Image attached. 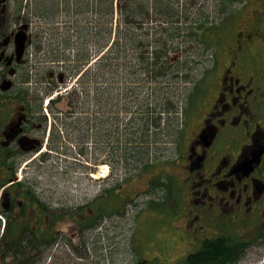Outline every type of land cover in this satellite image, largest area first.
Wrapping results in <instances>:
<instances>
[{
    "label": "flooded vegetation",
    "instance_id": "flooded-vegetation-1",
    "mask_svg": "<svg viewBox=\"0 0 264 264\" xmlns=\"http://www.w3.org/2000/svg\"><path fill=\"white\" fill-rule=\"evenodd\" d=\"M26 2L0 0V264H37L43 259L64 264L69 250L79 259L90 252V234L107 233L105 221L116 210L106 212L103 204L112 193L104 190L67 207L51 192L37 189L36 157L44 149L65 157L74 153L90 166L87 176L97 179L99 143L111 137L100 135L103 123L95 97L92 105V97L84 94L43 100L69 79L57 57L46 54L44 44L48 53L49 43L40 40L43 32H38ZM235 12L234 28L222 36V48L211 60L210 95L195 110L176 156L163 162L173 173L162 172L161 187L155 176L146 181L145 189L161 190L151 208L158 220L161 216L158 226L164 227V236L156 237L154 246L142 245L140 264H163L159 260L169 256L163 247L177 239L187 244L179 261L217 239L235 244L238 253L264 240V0H243ZM60 101L68 109L59 110ZM113 109L110 105L109 111ZM111 124L115 126L114 120ZM111 150L114 143L102 160L112 168L104 180L108 183L114 178ZM46 157L40 156L43 161ZM140 195H133L130 208L137 207ZM101 242L92 244L98 258ZM105 242L110 254L113 247L109 239Z\"/></svg>",
    "mask_w": 264,
    "mask_h": 264
},
{
    "label": "rangeland",
    "instance_id": "rangeland-1",
    "mask_svg": "<svg viewBox=\"0 0 264 264\" xmlns=\"http://www.w3.org/2000/svg\"><path fill=\"white\" fill-rule=\"evenodd\" d=\"M138 1H141L150 15L139 17L140 21L133 19L132 22H135L133 24H126L121 21V15L117 13L111 23L110 21L103 23L105 28L111 27L109 36L100 40L101 43L106 44L107 48L105 47L104 51L103 48L99 50L97 47L99 40L96 39L98 23L94 20L100 17L87 14L68 16L60 0L28 1L29 14L36 19L38 32L40 34L43 32L40 40L47 38L44 42L49 43L48 53L44 44L46 54L57 57L56 61L70 63L73 69L81 62V60L75 62L73 51L75 53L79 51L80 54H77L79 58L81 54H88L90 65L85 66L82 86L85 83L88 89L94 87L98 89L92 93V96L100 102L98 111L100 121L103 123L100 125V135L102 133L110 135L112 139L110 142L104 140L103 143H99L98 152L101 162L98 172H94L97 179L87 176L86 169L90 166L74 153L65 157L56 154V151L49 152L44 149L36 157L34 166L36 176L33 175L38 182L37 189L49 191L54 199L61 200L67 207H73L83 203L86 198L102 193L113 184L115 186L122 184L120 191L116 192L119 189L116 186L111 200L103 204L106 212L117 210L111 215V219L105 221L107 233L101 235L97 231L98 234H90L86 238L90 252L87 251L85 257L79 259L77 254L69 250L67 254L70 259L64 264H140L139 257L144 251L142 245L154 246L157 242L156 237L160 240L159 237L164 236L162 233L164 227L158 226L162 223L161 216L158 220L157 212L152 210L151 203L146 204L149 198L159 200L161 190L159 187L145 189L146 181L149 176L155 178L158 175L163 176L164 171L173 173L165 163L159 164V161L173 159L176 156V150L180 148L184 137L189 133L195 110L202 100L205 101L210 95L214 86V77L212 78L208 73L211 60L215 50L222 48V36L224 39L227 31L234 28L232 21L237 18L235 10L240 0H167L165 8L162 7L168 12L167 17L155 13L157 8L156 6L153 8V0ZM56 7L58 10H55ZM74 20L78 21L79 30H83L86 35L73 33L72 30L76 28L68 29L70 22ZM106 32L108 31L104 33ZM133 33L138 35L137 38L131 39ZM103 36L105 37V34ZM155 40H158V43H155ZM117 45H120V48H116ZM158 48L166 49V57L173 59H170L166 65L168 72L165 70L160 77L152 78L146 74L148 60L145 52ZM104 55L109 56V59L101 61ZM104 61L110 63L109 70L103 64ZM99 65L103 67L105 75L92 78ZM41 71L45 76L46 69ZM77 75L67 76L69 79L67 84L53 91L43 100L51 101L52 97L53 99L59 96L66 97L67 93L78 89L80 80ZM36 77L38 79V76ZM100 89H104V93H101ZM160 93L165 94L164 98L159 96ZM165 99L167 104H164ZM90 104H93V100ZM110 105L114 106L111 114ZM56 106L59 110L67 108L61 101L56 103ZM167 109L171 110L170 114L164 112ZM158 114L161 116V128L165 129L159 136L156 134H160V130L155 129ZM150 115L152 117L148 119ZM112 120L115 126L111 124ZM146 123L150 131L145 132ZM135 129L137 131H134ZM153 131L158 133L153 135ZM147 134L151 135V141H154L150 143L154 144L155 152L150 156L143 155L139 150L142 143L148 141ZM112 142L114 150H111V153L114 152L115 158L114 178L108 183L104 180L112 168L107 161L104 163L102 160L103 156L107 160ZM133 147H135L134 153L129 150ZM68 148L73 150L72 147ZM41 154H47L49 157L43 161L40 158ZM76 159L79 161H75ZM148 159L155 164L148 169L147 176L135 178ZM138 192L141 195L136 199L137 207L130 208L129 204L134 200L133 195ZM164 201L166 202L165 199ZM121 207L124 209L122 210ZM122 211L124 212L120 214ZM95 239H101V243L104 244L100 258L95 254V250H92ZM107 239L113 247L110 254L104 249L107 247L105 242ZM71 243L78 245L79 242L72 240ZM163 248L165 254L169 251L167 252L169 256L167 259L159 260L161 263L183 264L182 260L179 261L184 251H187V244L183 240L177 239L173 244L169 246L166 244ZM152 250L157 252V247ZM37 264L48 263L43 259ZM231 264H264V240L248 246L242 258Z\"/></svg>",
    "mask_w": 264,
    "mask_h": 264
},
{
    "label": "trees",
    "instance_id": "trees-1",
    "mask_svg": "<svg viewBox=\"0 0 264 264\" xmlns=\"http://www.w3.org/2000/svg\"><path fill=\"white\" fill-rule=\"evenodd\" d=\"M153 1H154L152 5L153 8L155 6L157 8L155 13L158 14V16L167 17L168 12L164 11L162 8V7L165 8L167 0H153ZM60 4L63 5V8L65 9V11H67L68 16L70 15L86 16L87 14V15H92L94 17L95 16L100 17L99 19L95 18L94 21L98 23L97 24L98 33H97L96 39L99 40V42L97 41V47L99 48V50L103 48V51L107 47H106V44L101 43L100 40L109 36V32L111 30V27L105 28L103 26V23L106 24L107 21H110L111 23V21L114 19L117 13L119 14V16L121 15L120 16L121 21L125 22L126 24L127 23L133 24L135 23V22H132L133 19L140 21L141 18L140 20H138L139 17L150 15V12L145 8L143 4H141V1H138V0H60ZM158 9H160V11H158ZM55 10H58V7H56ZM70 23L71 25L68 27L69 30H72L71 28H76V30H72L73 33H75L76 35L80 34L81 36L86 35L83 32V30L81 31L79 30L80 27L78 25L77 20H74ZM105 31H108V32L104 33ZM103 34H105V37L103 36ZM137 36H138L137 34L133 33L131 36V39L137 38ZM154 42L158 43V40H155ZM116 48H120V45H117ZM146 51L147 52L145 53L147 54L146 57L148 60L147 67H146V74L149 77L158 78L160 77L162 72H165V70L168 72V69H166V65L167 63L170 62V59H173V58H169V56L166 57V53H167L166 49L162 50L161 48L160 50V48H158L152 51H149V50H146ZM160 51H163V52H160ZM163 53H165V55H162ZM77 54H80V53L77 52L75 55L76 57L74 56L73 58L76 59L75 62L81 60L79 65H76L74 69L72 68L71 64H69L68 66L69 67L68 70H70L72 75H77L80 72H82L85 66L90 62L88 54L87 55L81 54L82 56L80 58ZM105 59H109V56H105V55L102 56L101 61ZM103 64L109 70L110 63L104 61ZM83 75L85 74L83 73ZM103 75H105V71L103 67L99 65V68L95 71L94 74H92L91 77L97 78V77H102ZM81 88H82V91L80 93H84L85 95L91 96L92 100L94 99V96H92V93H95L98 90L96 87H94L93 89H88V86L81 87ZM103 90L104 89H100L99 91H101V93L102 92L104 93ZM74 92H76V95L73 94ZM74 92H72L71 94L74 96H80L79 95L80 93L77 89H75ZM159 96L164 98L165 94L160 93ZM165 102L164 104H167L166 99H165ZM164 112H166L167 114H170L171 110L167 109V111H164ZM159 115L160 114H158V117H157L158 123L156 124L155 129L158 128L160 130L159 132L160 134H156L158 133L156 131L152 132L153 135L156 134L158 136L161 135L165 131V129L161 128V122H160L161 116ZM151 117L152 116L150 115L148 119ZM134 131H137V130L135 129ZM146 131H150L149 125H147V127L145 128V132ZM146 137L148 141L143 142L139 150L141 151L143 155L150 156L153 152H155L154 144L150 143L152 142L151 135L147 134ZM152 143H154V141ZM129 150L134 153L135 147L130 148ZM137 154L139 153L137 152ZM151 164H153L152 160L148 159L147 161L143 163L141 168L148 169L149 167H151ZM120 185L122 184H118L116 186L120 187ZM116 186L113 189H110L108 192L111 193L115 191ZM225 240L226 239L224 238L221 240L217 239L215 241L207 242L206 245L199 252L195 254H189L185 258L184 264H231V263H236L242 258V254L246 250H244L245 248H242L243 250H240V252L238 253L236 251L238 247L235 244L227 243V241ZM18 263L19 264H29V262L21 261V260H19Z\"/></svg>",
    "mask_w": 264,
    "mask_h": 264
},
{
    "label": "bare ground",
    "instance_id": "bare-ground-1",
    "mask_svg": "<svg viewBox=\"0 0 264 264\" xmlns=\"http://www.w3.org/2000/svg\"><path fill=\"white\" fill-rule=\"evenodd\" d=\"M103 168H104V171H106V168H105V166H104Z\"/></svg>",
    "mask_w": 264,
    "mask_h": 264
}]
</instances>
